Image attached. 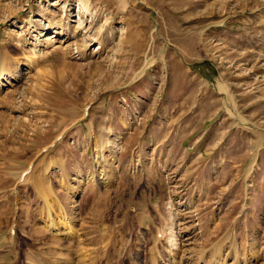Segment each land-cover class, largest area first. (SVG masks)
<instances>
[{"label":"rangeland","instance_id":"374dc122","mask_svg":"<svg viewBox=\"0 0 264 264\" xmlns=\"http://www.w3.org/2000/svg\"><path fill=\"white\" fill-rule=\"evenodd\" d=\"M1 49L0 264H264V0H0Z\"/></svg>","mask_w":264,"mask_h":264},{"label":"bare ground","instance_id":"6f19581e","mask_svg":"<svg viewBox=\"0 0 264 264\" xmlns=\"http://www.w3.org/2000/svg\"><path fill=\"white\" fill-rule=\"evenodd\" d=\"M79 14H81V10L79 11ZM81 17H83V16H81ZM47 20H48V24H47V26L45 28L46 29L54 28V33H56V35H54V36L53 35L51 36V34L48 35L47 38H45V41H53L52 40L53 37H56V36L61 37L62 36V39L60 40V43H61V41L65 42V41L68 40V38H71V37L74 36V35H72V33L70 31V28H68V27L65 28L63 20H59L57 18H51V19L48 18ZM63 36H67L66 40H63V38H65ZM65 50H66V48H65ZM6 54H7V52H6ZM20 62H21V60H18V59L14 60L13 58L9 57L8 55H5V52L2 49L0 50V90L4 89V87L11 86L15 80L19 79V77L21 76V72L13 74V71H15V69L18 67V66L16 67V65L19 64ZM27 63L28 64H26V65H30V64L33 63V61L32 60H28ZM16 71L18 72V70H16ZM101 165H102V168L105 170L106 166H107V160L104 158L103 155H102V164ZM60 213L65 217L64 209L60 210ZM43 224L47 228H49L51 230H54V231L60 230V228L61 229L62 228H66V230H67V227H69V222L68 221L66 222L63 219L55 221L54 216L52 214V210L49 211V216L44 221ZM160 241H162V240H160V236H157V237L153 238V242L155 244H158V242L160 243ZM173 245H174V243H173Z\"/></svg>","mask_w":264,"mask_h":264},{"label":"crops","instance_id":"0c3cea01","mask_svg":"<svg viewBox=\"0 0 264 264\" xmlns=\"http://www.w3.org/2000/svg\"><path fill=\"white\" fill-rule=\"evenodd\" d=\"M175 130H176V128L174 129V132H175ZM205 133H206V131H205ZM204 133V134H205ZM204 134H202V135H204ZM175 137V134H172V135H168L167 136V138H174ZM87 138V137H86ZM148 139V138H147ZM201 144H198V141H186V140H182V146H185V149L188 151V152H190L191 150H190V148L191 147H193V146H196V144H197V146L196 147H202L203 146V149L201 150V152L202 151H204V149H205V147L207 146V140L204 138V139H202L201 141ZM201 152H199V153H201ZM65 158H67V155L64 153V151H62L61 152V155H60V157H59V159L60 160H58L59 162H65V164L67 163L66 161H63V160H61V159H64L65 160ZM58 161H55V163H57ZM63 167H64V165H63Z\"/></svg>","mask_w":264,"mask_h":264}]
</instances>
